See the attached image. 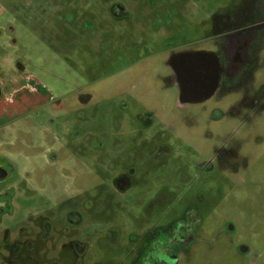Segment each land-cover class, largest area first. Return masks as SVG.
Listing matches in <instances>:
<instances>
[{
  "label": "rangeland",
  "instance_id": "374dc122",
  "mask_svg": "<svg viewBox=\"0 0 264 264\" xmlns=\"http://www.w3.org/2000/svg\"><path fill=\"white\" fill-rule=\"evenodd\" d=\"M253 10L264 0H0L6 75L38 89L0 121V245L18 264H264V29L256 46L238 29ZM187 52L218 62L206 99L176 83Z\"/></svg>",
  "mask_w": 264,
  "mask_h": 264
},
{
  "label": "flooded vegetation",
  "instance_id": "af4514ba",
  "mask_svg": "<svg viewBox=\"0 0 264 264\" xmlns=\"http://www.w3.org/2000/svg\"><path fill=\"white\" fill-rule=\"evenodd\" d=\"M116 6L117 5L111 7V13L119 16V13H122L120 12L122 9L118 10ZM240 24H242V22ZM240 27L246 28L245 30H242L245 34L242 44L247 46V44L254 39L256 46V39L259 34L256 30L264 29V12L261 13L253 10L250 20L248 21L247 18L246 23H243L238 29H240ZM169 64L173 70L176 83L180 88L183 98L188 100L206 99L216 88H218L220 80L218 62L215 57L209 53H182L172 57ZM2 175L3 173L0 170V176ZM44 225L49 227L48 222ZM185 228L187 229L188 227L184 226V229ZM186 231H184V233ZM176 235L179 237H176L175 241H178L180 244L187 240V238L184 239L185 237L180 236L179 233H176ZM12 241L14 242L16 239H12ZM7 242L13 243L11 240H8ZM156 253L157 252H153L148 256L146 259L148 260L146 261L148 264H173L170 261V255L165 253L156 255ZM18 260L19 254H17V248L14 244L4 242L0 245V264H18Z\"/></svg>",
  "mask_w": 264,
  "mask_h": 264
},
{
  "label": "crops",
  "instance_id": "0c3cea01",
  "mask_svg": "<svg viewBox=\"0 0 264 264\" xmlns=\"http://www.w3.org/2000/svg\"><path fill=\"white\" fill-rule=\"evenodd\" d=\"M2 44H5V42H2ZM4 48H6L4 45L3 47H0V121L8 120L12 114H16V112L20 111L27 101L34 100L33 102H35L36 97L34 94L38 92V89L34 84L32 86L35 89L32 90V92L27 89V85L30 84V77L28 75H6V62L7 60L9 63L14 62L12 59L15 56L13 52L5 51ZM15 66L18 67L17 64ZM26 76H28V78H26ZM25 90L28 94H21V92H24Z\"/></svg>",
  "mask_w": 264,
  "mask_h": 264
},
{
  "label": "trees",
  "instance_id": "16d2710c",
  "mask_svg": "<svg viewBox=\"0 0 264 264\" xmlns=\"http://www.w3.org/2000/svg\"><path fill=\"white\" fill-rule=\"evenodd\" d=\"M117 17H118V15H117Z\"/></svg>",
  "mask_w": 264,
  "mask_h": 264
}]
</instances>
